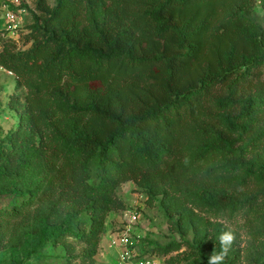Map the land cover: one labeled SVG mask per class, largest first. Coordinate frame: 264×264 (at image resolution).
Segmentation results:
<instances>
[{"label": "trees", "instance_id": "1", "mask_svg": "<svg viewBox=\"0 0 264 264\" xmlns=\"http://www.w3.org/2000/svg\"><path fill=\"white\" fill-rule=\"evenodd\" d=\"M49 1L23 4L21 45L2 38L0 67L24 94L11 101L19 127L0 140L1 238L21 219L41 244L72 236L93 258L130 181L174 204L178 230L195 224V208L263 224L256 0ZM194 227L207 264L218 229Z\"/></svg>", "mask_w": 264, "mask_h": 264}, {"label": "rangeland", "instance_id": "2", "mask_svg": "<svg viewBox=\"0 0 264 264\" xmlns=\"http://www.w3.org/2000/svg\"><path fill=\"white\" fill-rule=\"evenodd\" d=\"M49 2L55 5L56 0ZM28 3L32 8L35 0H28ZM261 13H264V0L259 2L256 0L254 19L264 28V14ZM1 23L2 20L0 25ZM22 42V39L18 40V44L21 45ZM23 94L24 90L16 88L15 75L0 67V140L8 137L19 127L20 114L11 107V101L15 95ZM116 194L124 203L126 210L111 211L106 217L104 230L99 236V244L93 258H88L86 244L72 236L64 243L56 244L50 241L41 244L39 229L36 228L32 232L20 229L21 219H18L5 229L4 240L1 238L2 235L0 236V240H3L0 245V264H124L120 257V249L111 244L113 237L124 230L126 225L124 213L134 208L140 212V221L133 227L132 236L136 242L134 257L130 261L133 264H141L142 261L149 259L153 264H198L196 259L202 254L199 240L206 232L204 230L197 232L194 225L201 224L211 226L213 232L218 229L219 234L227 228L234 230L236 239L225 264L264 262V223L251 229L242 212L231 217L215 216L201 213L195 208L193 210L195 224L178 230L180 214L175 210L174 204H166L163 201L165 197L163 193L149 199L134 182L130 181L118 186ZM260 198L263 208L255 217L261 218L264 216V195ZM171 218L177 225L171 223ZM69 244H72V252L68 250ZM171 245V251L165 253L164 249Z\"/></svg>", "mask_w": 264, "mask_h": 264}, {"label": "built area", "instance_id": "3", "mask_svg": "<svg viewBox=\"0 0 264 264\" xmlns=\"http://www.w3.org/2000/svg\"><path fill=\"white\" fill-rule=\"evenodd\" d=\"M28 0H0V50L2 48V38L14 39L18 41L21 37L24 24L28 16L27 8L23 7ZM126 225L124 230L112 239V246L120 249L122 263L130 262L134 257L135 241L133 227L140 221V212L137 208L129 209L125 213ZM141 264H153L152 260L142 261Z\"/></svg>", "mask_w": 264, "mask_h": 264}, {"label": "clouds", "instance_id": "4", "mask_svg": "<svg viewBox=\"0 0 264 264\" xmlns=\"http://www.w3.org/2000/svg\"><path fill=\"white\" fill-rule=\"evenodd\" d=\"M261 14H264V13H261ZM235 239H236V236H235L234 230H232L231 228H227V230L221 232L218 236L220 250L218 252L215 249L213 250V252L208 258L207 264H225V261L231 250V247L233 243L235 242Z\"/></svg>", "mask_w": 264, "mask_h": 264}]
</instances>
